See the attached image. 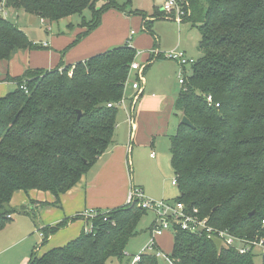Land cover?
Returning <instances> with one entry per match:
<instances>
[{
	"label": "trees",
	"instance_id": "trees-1",
	"mask_svg": "<svg viewBox=\"0 0 264 264\" xmlns=\"http://www.w3.org/2000/svg\"><path fill=\"white\" fill-rule=\"evenodd\" d=\"M99 1L5 0L4 5L50 22L79 16L85 29L74 44L99 26L102 12L125 6L103 0L97 7ZM189 4L187 20L199 30L201 57L185 75L173 103L192 124L179 122L169 136L179 189L174 202L196 208L210 225L235 236L264 239V0ZM152 22H145L143 29L151 32ZM34 47L23 30L0 16V60ZM135 56L136 50L127 43L61 71H29L17 79L15 90L0 97V230L10 221L9 203L15 192H49L54 202L41 206L58 205L60 195L76 185L107 149L117 114V108L107 104L121 98ZM22 83L27 92L20 88ZM98 211L103 215L93 220V233L82 232L63 246L34 254L27 264H105L109 259L121 264L147 211L134 205ZM66 223L43 229L44 237ZM173 232L170 257L176 264H255V253L240 254L178 227ZM261 257L264 264V253ZM139 264L159 263L153 255H144Z\"/></svg>",
	"mask_w": 264,
	"mask_h": 264
},
{
	"label": "crops",
	"instance_id": "crops-1",
	"mask_svg": "<svg viewBox=\"0 0 264 264\" xmlns=\"http://www.w3.org/2000/svg\"><path fill=\"white\" fill-rule=\"evenodd\" d=\"M99 2L97 4L101 5L104 1L102 0ZM125 3H122L126 5L122 9L110 8L102 12L99 26L74 44L73 41L76 36L85 29L80 26V19L79 22L76 23L75 28L71 25V21H68L71 20V17L62 18L56 22H50L45 19L41 21L42 19L40 18L41 26L45 30L44 37L42 36L41 39H38L32 36L28 37L27 35L28 39L36 45V47L17 50L10 59L0 60V97L6 95L12 89L13 85H17L18 78L24 79L26 73L29 71L36 69H64L65 67L73 66L79 61H85L87 58L108 49L124 46L127 44L128 40L130 43L135 32L130 36V32L133 30H129V20L135 13L138 15H140L139 13L142 14L140 15L142 29L145 26V22L149 20L153 21L151 24V32L146 31L149 36L146 49H148L149 52L145 55V65L149 66L157 79H163L165 85L169 79H173L174 81V73H176L179 65L173 62L175 65L174 70L169 75H156V71L163 65V58L156 57L152 60L150 51L153 49L166 51L178 47L181 48L186 55L194 58L191 52L200 53L198 50V43L200 40L198 28L186 18L180 23L175 22L176 25L171 23L168 31L161 30L157 26L156 21L168 19L163 18L161 9H153L147 12L141 8L135 7V11L132 12L133 10L130 4L128 2ZM127 6L129 8L127 9L126 15L124 12ZM62 21L68 24L65 30L61 32H59V30H54L52 27L53 23H57L58 26V23ZM181 23H189L191 28H196L198 36H191L190 33L186 34V31H188L186 28H183L185 32L181 34ZM132 47L135 49L134 46ZM185 67L186 66L182 67L181 71L187 76ZM146 84L147 81L143 79L140 96H142ZM150 95L151 96L148 95L140 101L138 114L152 107L153 112L156 113L154 115L158 117V123L156 124L157 128L159 126V130L161 127L163 128L162 123L164 118L168 117L169 120L175 118L174 134L182 117V114L176 112L173 108L174 100L178 95L172 98L164 91L161 97L160 95L155 96L154 92H151ZM128 97L129 98H126L127 103H129L131 96ZM130 127L132 128L130 134L133 133L134 137H136L138 125L135 123V117H133V122L132 125L130 124ZM173 134L169 133L167 135L168 138ZM114 140L115 130L112 142L108 145L107 149L98 157L88 172L81 176L76 185L60 195L58 205L41 206V203L51 204L54 202L55 199L49 192L32 190L27 194L22 191H17L13 194L9 207L12 210H18L19 213L24 214L19 215L18 219L10 225H6L5 231L0 233V264H27L32 255H41L54 247L63 246L65 243L77 238L83 232L86 222L82 218H76L75 216L85 209L98 208L99 210V208H106V210H110L125 205L128 188L126 187L125 171L121 165L124 152L120 149L122 146H112ZM128 151L126 150L125 153H128ZM151 153H153V151L149 153V156ZM153 156L150 157L152 158ZM130 179L131 186L134 184L131 175ZM137 184L144 190L143 185L140 183ZM149 193L147 194L148 196L156 199H163L165 198L164 195H166L165 193L163 194L162 190H156L154 193L149 191ZM174 199H170L169 201H173ZM26 211L28 213H26ZM31 215H34V217L37 216L40 219H37L35 222L31 218ZM9 216V222H11L13 220V214L11 213ZM62 221H67V223L55 230L47 238L44 236L43 238L41 236V238H37L34 235L35 229H37L38 232L43 231V229H51ZM40 242L41 247L39 246Z\"/></svg>",
	"mask_w": 264,
	"mask_h": 264
},
{
	"label": "rangeland",
	"instance_id": "rangeland-1",
	"mask_svg": "<svg viewBox=\"0 0 264 264\" xmlns=\"http://www.w3.org/2000/svg\"><path fill=\"white\" fill-rule=\"evenodd\" d=\"M117 1L119 4L128 2L133 10L132 12L135 11L134 10L135 7L141 8L147 12H150L153 9H161L164 2V0H117ZM4 3L5 0H2L0 2V16H3L11 20L12 22H15L16 25L21 30H23L26 33V35H28V37L32 36L38 39L39 38L41 39L42 36L44 37L45 30L44 28H42L40 18L36 14L26 13L22 9L6 7ZM99 6L100 5H98V7ZM128 8H129L128 6L125 8L124 13L128 11L127 10ZM84 16L86 19H89L90 17L89 11L86 10L84 12ZM70 19L71 20L68 21H71V25L76 28V23L79 22L80 19L79 16L73 15L71 16ZM175 22L176 21L173 19H167V20L161 19V20H157L156 24L161 30L168 31L169 25L171 23L175 24ZM129 23H130L129 30L132 29L135 32V35L132 37L129 44L134 46L136 49L135 61L138 64L140 65L142 64L144 66L143 71H141L139 74L142 76L144 80L147 81V84L145 86V90L143 91L142 96H140L139 94V98L134 105L133 117H135V123H137L138 125L136 131V137H134L133 133L130 134V130H132V128L130 127V122L126 114V110L124 109V106L120 105L117 107V114H116L117 126L115 128V140L112 146L123 147V148L120 147V149H122L124 152L123 161L121 162V165L125 171L126 187L128 188V191L130 189V180H131L130 175H131L136 187H140L138 186L137 183H140L141 185L144 186V190L142 188L141 189L143 190L144 195L147 198L156 199L147 195L149 191H152L154 193L156 190L159 191L162 190L163 194L164 193L166 194L164 195L165 198L163 199L159 198L156 200H170L176 198V196L179 195L178 187L176 185L171 184V181L175 179V174L170 162L169 138L167 136L169 133L173 134L174 132L175 118H171L170 120L168 119V117L164 118L162 123L163 128L161 127L162 129L160 128V130L162 131H160L158 129L159 126L157 128V124H156L158 123V117L157 115H154L156 113L153 112L152 107H149L147 111L141 112L139 114H138V109L140 108L139 106L140 101L148 95L151 96L150 95L151 92H154L155 96L160 95L161 97L164 91L168 94V96L172 98L176 97L180 89V85L177 83V79L179 73H182L181 71L182 67L180 66L177 67V71L176 73H174V81L173 79H169L167 80L166 85L163 79L160 80L157 79L153 75V72L150 70L149 66L145 65L146 64L145 55L146 53L149 52V50L146 49L148 45L149 36L147 32L144 31L141 27V16L135 13L134 15L131 16ZM67 25L68 24L66 22L62 21L58 23V26L57 23H53L52 27L54 30L56 31L59 30V32H61L65 30ZM180 27H181L180 28L181 34L185 32L183 28H186L188 29V31H186V34L190 33L191 36H195V37L196 35L198 36V32L196 28H191V25L189 23H181ZM170 50H181V48L176 47L175 49H169L166 51H170ZM191 53L196 60L201 57V54L198 52L197 53L191 52ZM173 62L174 61L172 60L163 59V65L159 70L156 71V75H161V74L169 75L174 70L175 62L174 63ZM191 69H192L191 65H186L185 71L187 75L191 73ZM59 71H61V69H59ZM137 76H138L137 71H132L129 74L127 83L124 88V95L126 98H129L128 96H133V94L136 93V91L131 88V83L138 81ZM16 87L17 85L16 86L13 85L12 89L9 92L15 90ZM126 105L128 106V104ZM126 150L128 151V153L127 152L125 153ZM151 151H153L154 154L152 158L149 156V153ZM97 209L98 208H94V210ZM88 210H90V208H88ZM99 210L106 211V208H99ZM11 213L13 214V220L11 222H8L6 225L8 224L10 225L12 222L18 219L19 215L24 214V213H19L18 210H12ZM31 218L35 222L37 221V219H40L37 216L35 217L32 216ZM152 221H153V214L151 212H146V214H143L141 216L135 228L136 234L132 236L128 241L125 248V252L129 254H137L142 251V249L149 240V229L152 225ZM5 227H3L0 230V233L5 231ZM35 230H34L35 231L34 235L37 238H41V237L43 238L44 235L40 237V232L41 233L43 232L42 231L38 232L37 229ZM173 240H174V232L172 229L166 230L161 236H158L156 238V241L159 244L160 249L162 250L163 253L167 255L171 254ZM39 246L41 247V242L39 243ZM260 250H261L260 248L255 249V253H256L254 258L255 264H261L262 262V257H261L262 253ZM113 263H115V260L109 259L108 261H106L105 264H113ZM158 263L167 264V262L161 257L158 258ZM121 264H128L127 259L123 258Z\"/></svg>",
	"mask_w": 264,
	"mask_h": 264
},
{
	"label": "built area",
	"instance_id": "built-area-1",
	"mask_svg": "<svg viewBox=\"0 0 264 264\" xmlns=\"http://www.w3.org/2000/svg\"><path fill=\"white\" fill-rule=\"evenodd\" d=\"M161 10L166 14L165 18L173 19L177 23L185 20L191 14L189 0H164ZM43 20L44 19L41 21ZM132 34H134V31L130 32V36ZM127 43L129 44V40ZM150 53L152 55V60L156 57H161L163 59L172 60L181 67L186 65L192 66L196 62V59L186 55V53L182 50L159 51L158 49H153ZM143 68L144 66L142 64H138L134 59L130 63L129 72L124 81L123 94L121 98L117 102L107 104L108 107L114 106L116 108L120 105L124 106L131 125L133 122L134 105L139 98V94L142 92L141 84L143 78L139 73L143 71ZM132 71H137L138 81L131 83V88L135 90L136 93L130 97V101L127 103L124 95V88L129 74ZM184 80L185 75L183 73H179L178 83L181 87H183ZM20 88L27 92V88L24 83L20 85ZM207 99L210 101V97ZM126 104H128V106ZM153 155V153L150 154V156ZM171 183L172 185H176V180H172ZM133 205L147 212H151L153 214V221L149 229V240L142 251L137 254H129L125 251L123 252L124 258L127 259L128 264H139L144 255H153L157 259L161 257L167 262V264H176L170 255L162 252L156 241L158 236H161L168 229L173 230L174 227L185 230L197 238L216 241L221 246L227 249H233L240 254L248 252L255 253V249L258 248L261 249V253H264V239L249 240L235 236L226 229H218L209 224L207 217H199L198 210L196 208L189 209L181 202L147 198L144 195L143 190L135 185L130 186L125 203V206ZM99 215H103V212H99L98 209H85L77 215V217L82 218L86 222L83 228V232L85 234H91L94 232L92 222ZM103 220H106V217H103ZM40 236H43V233L40 232Z\"/></svg>",
	"mask_w": 264,
	"mask_h": 264
},
{
	"label": "water",
	"instance_id": "water-1",
	"mask_svg": "<svg viewBox=\"0 0 264 264\" xmlns=\"http://www.w3.org/2000/svg\"><path fill=\"white\" fill-rule=\"evenodd\" d=\"M81 115V112L78 111V117H80ZM180 123L181 124H184V125H188V126H191V122L188 120V118L185 116V115H182L181 119H180ZM253 213V211L251 212V214Z\"/></svg>",
	"mask_w": 264,
	"mask_h": 264
}]
</instances>
